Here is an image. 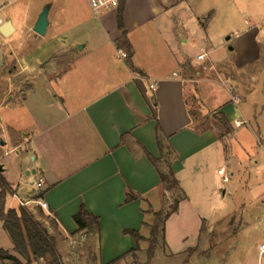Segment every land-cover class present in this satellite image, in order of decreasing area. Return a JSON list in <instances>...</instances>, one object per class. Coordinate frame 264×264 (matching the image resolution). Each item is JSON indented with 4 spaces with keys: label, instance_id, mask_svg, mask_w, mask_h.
Returning <instances> with one entry per match:
<instances>
[{
    "label": "crops",
    "instance_id": "obj_1",
    "mask_svg": "<svg viewBox=\"0 0 264 264\" xmlns=\"http://www.w3.org/2000/svg\"><path fill=\"white\" fill-rule=\"evenodd\" d=\"M47 4L51 15L54 0L28 3V17L20 20L25 30H34ZM65 5L78 23L59 28L63 18L49 15L47 35H60L58 47L38 60L41 68L23 59L21 71L30 92L40 84L55 85L53 104L36 114V121L0 120V140L6 146L12 141L18 155L16 178L2 165L13 198L52 217L60 248V239L67 243L84 233L78 232L75 216L85 205L101 221V238L95 236L92 244L99 249L100 264L123 256L114 263L120 264L144 241L138 244L126 231L148 239L145 231L151 233L154 212L168 211L176 199L179 209L165 222L166 247L173 254L200 248L209 207L220 193L222 201L227 195L219 173L225 168L234 189L244 190L242 205L253 207L256 230L250 232L264 236V28L247 18L264 10V0H121L116 23L109 14L108 24L95 26L90 38L77 33L85 22H79L73 1ZM120 13L132 47L130 62L118 53L124 31ZM0 19L1 25L10 21L14 27L12 19ZM202 54L206 58L198 59ZM206 119L227 122L229 130L220 123L201 128ZM239 121L247 124L239 127ZM158 123L175 151L172 169L179 186L173 191L164 187L148 156L162 155ZM2 152L0 146V162ZM130 192L140 198L126 202ZM39 200L48 203V210L33 202ZM218 221L213 216L211 223Z\"/></svg>",
    "mask_w": 264,
    "mask_h": 264
},
{
    "label": "rangeland",
    "instance_id": "obj_2",
    "mask_svg": "<svg viewBox=\"0 0 264 264\" xmlns=\"http://www.w3.org/2000/svg\"><path fill=\"white\" fill-rule=\"evenodd\" d=\"M31 0H0V16L3 20L12 19L16 31L4 36L0 32V120L5 121H36V114L41 115L53 104L51 95L53 90H56L55 85L49 89L45 85H38L34 92H30V85L27 84V77L21 71L25 68V60L35 68H41L39 59L46 58L52 54L58 47L57 42L61 39L60 35H56L53 31L48 35L41 36L37 34L32 27L28 30L23 28L20 21L28 17V3ZM77 10L80 12L81 21L85 22L84 26L78 29L77 33H81V38H90L91 34L97 28H102V25H107L109 20L107 16L110 14L111 20L116 23V9L106 10L98 17L92 12L86 0H72ZM55 5L51 12L50 18L53 20L58 14L63 18V22L59 28L64 25H72L78 23V20L69 17L66 14V0H54ZM252 26H258L264 20V10H259L255 15L247 17ZM1 26V25H0ZM77 30V29H76ZM58 33V31H55ZM29 33H31L29 35ZM260 39L264 38L262 36ZM86 36V37H85ZM198 52V51H197ZM117 54V50L115 51ZM218 55L219 52H215ZM37 57L35 61L32 58ZM24 59V61H23ZM67 64V63H66ZM44 63L42 66H45ZM204 71V68H200ZM226 76H231L230 69H224ZM54 88V89H53ZM12 96V97H11ZM193 107H197L196 101H192ZM198 113V110H195ZM223 124L222 121H213L206 119L200 121V127L206 128L212 124ZM219 124V125H220ZM224 131L223 127L222 130ZM5 133L12 135V130L5 127ZM0 139H3L0 137ZM3 149L0 165L5 164L9 170L8 176L16 178L18 171L16 170L15 159L18 157L17 152H14L12 141L9 144L1 145ZM10 154H6L7 151ZM31 161V156L27 157ZM228 174V173H227ZM34 181V180H33ZM31 180V182H33ZM32 186V185H31ZM224 188H227V195L222 201L221 193L217 199V204L210 206L208 217L209 222L204 221V227L200 248L195 251L190 250L186 254H173L166 247L164 235L160 237L157 246L156 255L152 261L148 260L147 249L149 240L141 242V249L133 255L124 257L120 264H264V253H259L258 245L264 242V236L258 233H252L256 228L254 213L249 210L243 202L244 190L242 188L234 189L232 179L229 182H224ZM241 186V185H240ZM31 189H34L30 187ZM215 202V203H216ZM14 204V208H19L20 204L9 195L7 198V209L10 204ZM35 214L36 219L44 227H52L49 229L50 234L54 233L53 224L47 222L46 216H40L34 211V206H26ZM213 216L221 221L212 222ZM206 217H204L205 219ZM256 230V229H255ZM148 238L150 229L145 231ZM61 240V248L58 247L62 257L63 264H100V254L96 239L94 236L87 235L85 232L82 236L76 239H67V243ZM60 245V244H59ZM0 248L14 251V244L11 241L8 233L2 228L0 221ZM23 261L24 258L21 257ZM0 264H12L10 261H0ZM31 264H47L45 261H33Z\"/></svg>",
    "mask_w": 264,
    "mask_h": 264
},
{
    "label": "trees",
    "instance_id": "obj_3",
    "mask_svg": "<svg viewBox=\"0 0 264 264\" xmlns=\"http://www.w3.org/2000/svg\"><path fill=\"white\" fill-rule=\"evenodd\" d=\"M119 26L124 31L118 47L126 51L127 59L130 62L133 52L124 29L122 13L119 14ZM222 125L226 130H229L227 122H224ZM157 140L162 154L161 158L156 159L151 154H148V156L157 167L164 187L168 191H173L179 186V182L172 169V160L175 157V151L170 145L165 143L162 128L159 123L157 126ZM12 193L13 189L10 183L0 171V220L3 222V228L14 244V251L19 255H15L11 250L0 248V261H10L12 264H31L33 261L39 263L45 261L47 264H63L61 254L57 247L58 242L56 236L50 234L49 228L44 227L28 207L20 205L19 208L7 209V198ZM43 196L44 193H40L39 197ZM139 198V195L130 192L126 202ZM179 204L180 200L176 199L168 211L161 210L154 212V220L150 225L151 233L148 238L149 247L147 249V255L149 261H152L156 255L160 237L164 235L166 220L171 214L178 211ZM38 209L40 216H46L42 209ZM46 218L51 220L53 226L55 225L52 217L46 216ZM75 220L79 227L78 232H85L87 235L101 238L102 227L100 218L91 213L85 205L81 207L79 213L75 216ZM126 233L131 234L138 244L142 240H146L138 231L127 230ZM138 250H140L139 246L136 250L132 251V254H135ZM192 251H195V249H192ZM121 258L123 256L110 264L116 263Z\"/></svg>",
    "mask_w": 264,
    "mask_h": 264
},
{
    "label": "built area",
    "instance_id": "obj_4",
    "mask_svg": "<svg viewBox=\"0 0 264 264\" xmlns=\"http://www.w3.org/2000/svg\"><path fill=\"white\" fill-rule=\"evenodd\" d=\"M86 2L88 3L89 7L91 8L92 12L98 17L100 14H102L104 11L106 10H111V9H118L121 5V0H86ZM2 24V20L0 19V25ZM261 26L264 28V20L261 23ZM119 55L121 58H127V53L126 51H124L123 49H119L118 51ZM206 54H202L198 56V59L202 60L206 58ZM226 85H228V90L230 92H233V87L230 85L229 81L226 82ZM234 100H238V96L234 95L233 97ZM245 124H247V121H239L237 122V125L239 127L244 126ZM219 173L221 175H223V180L224 182H229L231 180V177L227 174L226 169L222 168L219 170ZM44 184V180H40L37 183L38 187H42V185ZM36 205H40L42 206L45 210H48V203L46 201L43 200H39V201H33ZM29 201H21V205L22 206H28L29 205ZM12 205L10 204L8 206V209H11ZM259 249L261 253H264V243H261L259 245Z\"/></svg>",
    "mask_w": 264,
    "mask_h": 264
},
{
    "label": "water",
    "instance_id": "obj_5",
    "mask_svg": "<svg viewBox=\"0 0 264 264\" xmlns=\"http://www.w3.org/2000/svg\"><path fill=\"white\" fill-rule=\"evenodd\" d=\"M51 4H47L43 10L41 11V13L39 14L38 20L34 26V31L41 35V36H45L47 35L49 26H50V19H49V15H50V11H51ZM14 27L12 26V23L10 21L5 22L3 25L0 26V32L8 37L9 35H11L14 32ZM1 145H5V142L2 141ZM0 171H4V167L1 165L0 166Z\"/></svg>",
    "mask_w": 264,
    "mask_h": 264
}]
</instances>
